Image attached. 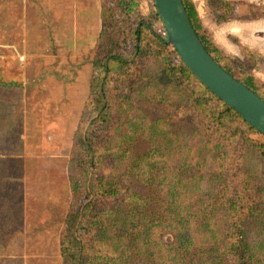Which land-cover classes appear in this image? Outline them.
Returning a JSON list of instances; mask_svg holds the SVG:
<instances>
[{
	"label": "trees",
	"instance_id": "trees-1",
	"mask_svg": "<svg viewBox=\"0 0 264 264\" xmlns=\"http://www.w3.org/2000/svg\"><path fill=\"white\" fill-rule=\"evenodd\" d=\"M99 1L88 94L72 118L76 175L59 218V264H264V134L161 39L156 5L144 13L140 0ZM183 2L208 51L264 98L249 68L263 55L241 45L243 58H229L195 1ZM207 2L219 20L237 14L236 1ZM247 10L264 15V4ZM142 139L148 147L135 153Z\"/></svg>",
	"mask_w": 264,
	"mask_h": 264
},
{
	"label": "rangeland",
	"instance_id": "rangeland-1",
	"mask_svg": "<svg viewBox=\"0 0 264 264\" xmlns=\"http://www.w3.org/2000/svg\"><path fill=\"white\" fill-rule=\"evenodd\" d=\"M154 9L140 0L141 12ZM100 10L99 0H0V264L60 263L57 229L76 175L73 119L88 94ZM249 68L264 80V59ZM159 107L146 104L152 116ZM147 147L142 139L133 151Z\"/></svg>",
	"mask_w": 264,
	"mask_h": 264
},
{
	"label": "water",
	"instance_id": "water-1",
	"mask_svg": "<svg viewBox=\"0 0 264 264\" xmlns=\"http://www.w3.org/2000/svg\"><path fill=\"white\" fill-rule=\"evenodd\" d=\"M166 38L182 61L216 95L264 134V98L227 71L208 51L183 0H154ZM154 33V28L150 26Z\"/></svg>",
	"mask_w": 264,
	"mask_h": 264
},
{
	"label": "crops",
	"instance_id": "crops-1",
	"mask_svg": "<svg viewBox=\"0 0 264 264\" xmlns=\"http://www.w3.org/2000/svg\"><path fill=\"white\" fill-rule=\"evenodd\" d=\"M201 22L211 40L221 48L229 58H243L241 45L257 49L264 55V15L247 14L246 3L250 0L236 1V16L219 20L207 0H194Z\"/></svg>",
	"mask_w": 264,
	"mask_h": 264
}]
</instances>
